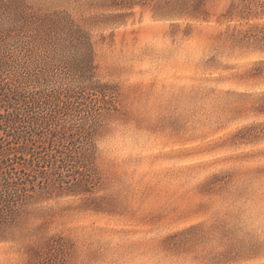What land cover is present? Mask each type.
<instances>
[{
    "label": "rangeland",
    "instance_id": "rangeland-1",
    "mask_svg": "<svg viewBox=\"0 0 264 264\" xmlns=\"http://www.w3.org/2000/svg\"><path fill=\"white\" fill-rule=\"evenodd\" d=\"M232 1L0 0L7 78L28 53L66 83H107L116 108L95 138L100 186L32 204L0 264H264V80L248 77L264 55L233 42Z\"/></svg>",
    "mask_w": 264,
    "mask_h": 264
},
{
    "label": "trees",
    "instance_id": "trees-1",
    "mask_svg": "<svg viewBox=\"0 0 264 264\" xmlns=\"http://www.w3.org/2000/svg\"><path fill=\"white\" fill-rule=\"evenodd\" d=\"M114 1L120 7L134 4ZM201 4L197 1L189 15H205ZM263 15L264 0H233L223 17H238L247 24L245 30L232 33L233 42L250 43L264 55V22L248 23ZM18 53L17 64L25 75L16 71L7 78L3 72L16 64L0 58V236L14 228L34 203L90 195L100 186L95 138L107 112L116 110L115 92L107 83L91 76L80 84L66 83L46 61L41 66L30 54ZM31 66L36 70H29ZM248 77L264 80V56L252 62ZM260 102L264 111V92Z\"/></svg>",
    "mask_w": 264,
    "mask_h": 264
}]
</instances>
